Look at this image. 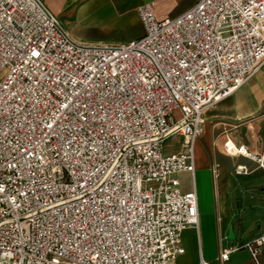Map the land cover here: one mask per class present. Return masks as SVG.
Returning a JSON list of instances; mask_svg holds the SVG:
<instances>
[{
	"label": "built area",
	"instance_id": "2783aa9c",
	"mask_svg": "<svg viewBox=\"0 0 264 264\" xmlns=\"http://www.w3.org/2000/svg\"><path fill=\"white\" fill-rule=\"evenodd\" d=\"M137 13L140 37L84 44L42 0H0V264H177L185 253L198 195L178 174L195 170L205 110L264 65V0ZM233 155L264 168L243 145ZM263 247L264 233L219 260L246 248L261 264Z\"/></svg>",
	"mask_w": 264,
	"mask_h": 264
},
{
	"label": "crops",
	"instance_id": "0c3cea01",
	"mask_svg": "<svg viewBox=\"0 0 264 264\" xmlns=\"http://www.w3.org/2000/svg\"><path fill=\"white\" fill-rule=\"evenodd\" d=\"M61 21L63 27L78 42L84 44L127 43L143 34L137 7L150 3L157 18L176 16L198 0H42ZM202 129L194 140L193 173L180 172L178 178L183 191L195 185L198 194V227L182 232L185 253L177 257V264H196L203 258L211 264H230L220 261V252L227 247V193L230 176H248L264 172L255 168L246 174H236L237 165L247 170L249 159L226 152V143L233 141L263 156L264 161V65L245 85L205 110ZM176 151L181 146L178 137ZM168 151V150H167ZM242 158V159H237ZM235 160L230 165V160ZM241 160V161H239ZM235 236V234H234ZM251 240V239H250ZM249 240V241H250ZM238 251V250H237ZM235 251V252H237ZM248 251V250H247ZM249 253V251H248ZM250 255V253H249ZM264 264V247L260 254ZM254 264L251 258L239 263Z\"/></svg>",
	"mask_w": 264,
	"mask_h": 264
},
{
	"label": "rangeland",
	"instance_id": "374dc122",
	"mask_svg": "<svg viewBox=\"0 0 264 264\" xmlns=\"http://www.w3.org/2000/svg\"><path fill=\"white\" fill-rule=\"evenodd\" d=\"M2 72H0L1 78ZM179 138H170L166 141V150H172ZM173 146V147H172ZM230 150L234 153L238 146L231 141ZM242 159V158H237ZM234 160H230L233 165ZM241 161V160H239ZM249 163L247 172L258 167L256 161ZM230 187L227 193L228 214L225 221L228 227L232 226L234 238H226V246H240L250 239L264 233V172H253L248 176H230ZM198 195V194H197ZM251 258L246 248H241L230 255L229 263H239Z\"/></svg>",
	"mask_w": 264,
	"mask_h": 264
},
{
	"label": "water",
	"instance_id": "95a60500",
	"mask_svg": "<svg viewBox=\"0 0 264 264\" xmlns=\"http://www.w3.org/2000/svg\"><path fill=\"white\" fill-rule=\"evenodd\" d=\"M227 238H234V233L232 231V226H229V228H228Z\"/></svg>",
	"mask_w": 264,
	"mask_h": 264
}]
</instances>
